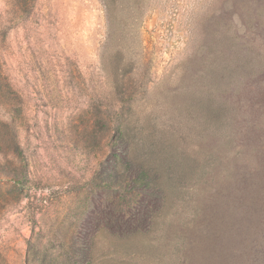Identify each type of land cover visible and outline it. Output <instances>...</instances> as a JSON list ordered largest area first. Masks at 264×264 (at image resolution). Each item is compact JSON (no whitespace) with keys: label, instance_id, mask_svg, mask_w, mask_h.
<instances>
[{"label":"rangeland","instance_id":"1","mask_svg":"<svg viewBox=\"0 0 264 264\" xmlns=\"http://www.w3.org/2000/svg\"><path fill=\"white\" fill-rule=\"evenodd\" d=\"M202 1L0 0V264H66L75 243L84 260L128 167L105 105L125 90L133 113L176 84Z\"/></svg>","mask_w":264,"mask_h":264},{"label":"trees","instance_id":"2","mask_svg":"<svg viewBox=\"0 0 264 264\" xmlns=\"http://www.w3.org/2000/svg\"><path fill=\"white\" fill-rule=\"evenodd\" d=\"M226 1L198 7L174 86L133 113L125 90L105 105L134 172L106 179L102 225L66 264H264V0Z\"/></svg>","mask_w":264,"mask_h":264}]
</instances>
